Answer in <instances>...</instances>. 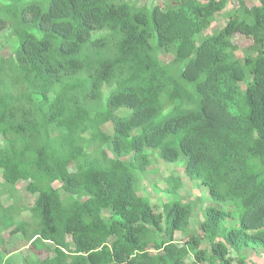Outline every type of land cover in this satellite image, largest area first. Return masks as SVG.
Returning a JSON list of instances; mask_svg holds the SVG:
<instances>
[{
    "label": "trees",
    "instance_id": "trees-1",
    "mask_svg": "<svg viewBox=\"0 0 264 264\" xmlns=\"http://www.w3.org/2000/svg\"><path fill=\"white\" fill-rule=\"evenodd\" d=\"M226 2L0 0V33L14 35L0 49L1 179L34 196L29 221L15 197L0 202V264L5 231L52 253L27 264H246L242 248L264 250V0H238L206 33ZM145 148L183 155L223 203L203 209L209 251L175 240L192 212L180 177L156 187L160 211L139 194Z\"/></svg>",
    "mask_w": 264,
    "mask_h": 264
},
{
    "label": "rangeland",
    "instance_id": "rangeland-1",
    "mask_svg": "<svg viewBox=\"0 0 264 264\" xmlns=\"http://www.w3.org/2000/svg\"><path fill=\"white\" fill-rule=\"evenodd\" d=\"M247 5L259 4L260 0H243ZM167 3V0H137L138 5L151 6L153 4L160 5L164 7ZM238 3V0H227L225 8L217 13L212 20L210 27L205 31L210 33L225 24L226 13ZM14 40V35L10 27L5 28L0 33V49L11 45ZM236 41L239 44L241 49L238 50V54H242V48L247 46L250 41L245 39L242 36H237ZM164 61L171 59L170 55H160ZM108 125L105 126L107 128ZM109 130V129H107ZM1 145V137H0ZM144 151L150 156L151 164L147 167V171L141 177V186L139 188V194L156 201L158 205L155 207V210H161V202H164L169 199V196L166 194L159 193L156 187H165L168 182L165 180L169 175L178 176L181 179V186L177 190L178 198L184 202H187L191 205V215L189 220V225L185 232H177L175 235V240L177 243L182 241L184 237L190 236L192 234L198 235L200 238L199 247L209 251V242L203 237V234L200 231V223L203 219V209L207 205L215 207H223V203L214 201L207 195L206 187L201 185L197 180H191L185 176L183 172L185 158L180 156L176 163L165 162L163 161L158 154V150L152 148H145ZM72 169V167H70ZM26 181L20 180L13 187L6 185L1 179L0 171V189H3V193L0 194V202L3 205H9L12 203L13 198L17 200V208L19 210V217L22 219L30 220V211L28 207L32 204L34 199L33 195H30L25 191ZM156 184V186L154 185ZM54 187L60 189L61 197L66 199L67 194L59 187V183H54ZM156 190H155V189ZM12 193L14 196L12 197ZM107 213H104L106 216ZM225 228L237 227L238 226V211L231 217H227L224 220ZM5 239V244L3 246V253L8 259H10L9 264H27V259H38L42 260L52 253L44 249L37 250L23 238L20 234H12L9 231H5L3 234ZM232 253V252H231ZM244 257L246 264H264V250L260 247L249 245L242 248V250L237 253ZM233 255V254H232ZM235 256V255H233ZM191 259V257L189 258Z\"/></svg>",
    "mask_w": 264,
    "mask_h": 264
},
{
    "label": "clouds",
    "instance_id": "clouds-1",
    "mask_svg": "<svg viewBox=\"0 0 264 264\" xmlns=\"http://www.w3.org/2000/svg\"><path fill=\"white\" fill-rule=\"evenodd\" d=\"M122 114V113H121Z\"/></svg>",
    "mask_w": 264,
    "mask_h": 264
}]
</instances>
